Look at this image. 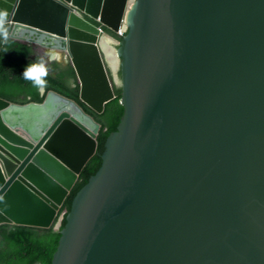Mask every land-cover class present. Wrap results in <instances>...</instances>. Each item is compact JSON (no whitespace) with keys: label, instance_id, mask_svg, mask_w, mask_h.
Here are the masks:
<instances>
[{"label":"water","instance_id":"95a60500","mask_svg":"<svg viewBox=\"0 0 264 264\" xmlns=\"http://www.w3.org/2000/svg\"><path fill=\"white\" fill-rule=\"evenodd\" d=\"M0 12V51L9 38L59 52L95 113L122 89L52 264H264V0H0ZM96 21L117 37L116 64ZM100 130L55 91L0 98V226L59 229Z\"/></svg>","mask_w":264,"mask_h":264},{"label":"trees","instance_id":"16d2710c","mask_svg":"<svg viewBox=\"0 0 264 264\" xmlns=\"http://www.w3.org/2000/svg\"><path fill=\"white\" fill-rule=\"evenodd\" d=\"M105 31L117 37L109 30ZM43 58L50 67L46 77L45 94L35 88L31 81L23 78V72L32 63H39ZM120 75V72H119ZM110 77L112 78L111 72ZM116 98L106 104L102 114H97L80 100V83L71 62L65 57L60 62H48L46 55L35 46L7 39L0 51V98L17 104L30 102L42 103L46 93L55 91L80 104L86 113L92 115L101 125L97 138L98 150L81 174L78 183L67 198L60 211L57 223L61 227L37 228L28 225L0 226V264H52L59 248L62 230L67 225V217L71 213V203L80 193L90 176H96L103 165L106 143L118 127L125 109L121 103L122 89L114 86Z\"/></svg>","mask_w":264,"mask_h":264},{"label":"clouds","instance_id":"9594fccd","mask_svg":"<svg viewBox=\"0 0 264 264\" xmlns=\"http://www.w3.org/2000/svg\"><path fill=\"white\" fill-rule=\"evenodd\" d=\"M5 17L6 13L0 12V26L3 25ZM45 55L48 62H60L62 59L60 53L54 50H49L45 53ZM48 75L49 69L46 66V61L43 58H41L39 63H32L27 66L23 72V78L27 81H31L33 86L37 88L40 94H43L45 92V89L47 88L46 77Z\"/></svg>","mask_w":264,"mask_h":264},{"label":"bare ground","instance_id":"6f19581e","mask_svg":"<svg viewBox=\"0 0 264 264\" xmlns=\"http://www.w3.org/2000/svg\"><path fill=\"white\" fill-rule=\"evenodd\" d=\"M108 42H109L108 40L103 39L102 40V43H101L102 44V47H103L106 55L108 56L110 62L111 63L113 62V64L114 63L116 64V61H117L116 54L114 53V50L109 46V43Z\"/></svg>","mask_w":264,"mask_h":264},{"label":"built area","instance_id":"2783aa9c","mask_svg":"<svg viewBox=\"0 0 264 264\" xmlns=\"http://www.w3.org/2000/svg\"><path fill=\"white\" fill-rule=\"evenodd\" d=\"M95 23V22H94ZM96 26L100 29V32L102 33V34H105V28L100 24V22L99 21H96ZM126 33H127V30H126V28L125 27H123V26H121L120 27V29L118 30V32H117V36H119L120 38L121 37H124L125 35H126Z\"/></svg>","mask_w":264,"mask_h":264},{"label":"rangeland","instance_id":"374dc122","mask_svg":"<svg viewBox=\"0 0 264 264\" xmlns=\"http://www.w3.org/2000/svg\"><path fill=\"white\" fill-rule=\"evenodd\" d=\"M105 37H106V39L110 40L109 46L111 45L110 46L111 48H113V47H115L117 45V40H115L114 38H112V36L109 33L105 32Z\"/></svg>","mask_w":264,"mask_h":264},{"label":"flooded vegetation","instance_id":"af4514ba","mask_svg":"<svg viewBox=\"0 0 264 264\" xmlns=\"http://www.w3.org/2000/svg\"><path fill=\"white\" fill-rule=\"evenodd\" d=\"M42 52H43V51H42ZM43 53H44V52H43ZM44 54H45V53H44ZM64 57H65V56H63V57H61V58L63 59ZM46 58H47V57H46ZM65 58H66V57H65ZM62 59H61V60H62Z\"/></svg>","mask_w":264,"mask_h":264}]
</instances>
